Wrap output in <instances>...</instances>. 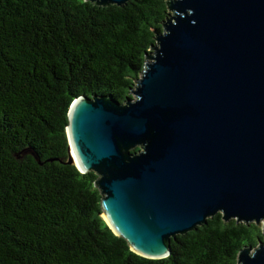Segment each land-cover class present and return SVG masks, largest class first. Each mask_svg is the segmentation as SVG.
Wrapping results in <instances>:
<instances>
[{"label":"water","instance_id":"water-1","mask_svg":"<svg viewBox=\"0 0 264 264\" xmlns=\"http://www.w3.org/2000/svg\"><path fill=\"white\" fill-rule=\"evenodd\" d=\"M166 4L130 96L76 97L64 130L105 224L150 259L218 212L264 228V0ZM237 255L264 264V240Z\"/></svg>","mask_w":264,"mask_h":264},{"label":"trees","instance_id":"trees-1","mask_svg":"<svg viewBox=\"0 0 264 264\" xmlns=\"http://www.w3.org/2000/svg\"><path fill=\"white\" fill-rule=\"evenodd\" d=\"M166 3L0 0V264H237L263 240L218 212L170 238L168 256H140L105 224L96 174L67 161L69 104L128 97Z\"/></svg>","mask_w":264,"mask_h":264},{"label":"rangeland","instance_id":"rangeland-1","mask_svg":"<svg viewBox=\"0 0 264 264\" xmlns=\"http://www.w3.org/2000/svg\"><path fill=\"white\" fill-rule=\"evenodd\" d=\"M261 227H263V221H260V223H258ZM263 234H264V232H263ZM263 240H264V238H263Z\"/></svg>","mask_w":264,"mask_h":264}]
</instances>
